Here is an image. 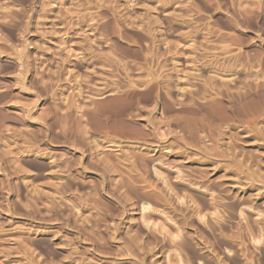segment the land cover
Returning a JSON list of instances; mask_svg holds the SVG:
<instances>
[{"label": "rangeland", "instance_id": "374dc122", "mask_svg": "<svg viewBox=\"0 0 264 264\" xmlns=\"http://www.w3.org/2000/svg\"><path fill=\"white\" fill-rule=\"evenodd\" d=\"M0 264H264V0H0Z\"/></svg>", "mask_w": 264, "mask_h": 264}, {"label": "bare ground", "instance_id": "6f19581e", "mask_svg": "<svg viewBox=\"0 0 264 264\" xmlns=\"http://www.w3.org/2000/svg\"><path fill=\"white\" fill-rule=\"evenodd\" d=\"M55 4V3H54ZM69 10V9H68ZM116 10V9H115ZM112 11V10H111ZM122 14V13H121ZM115 15V14H114ZM121 17V16H120ZM126 20V19H125ZM140 81V80H139ZM138 85V84H137ZM116 110V109H115ZM114 112V111H113Z\"/></svg>", "mask_w": 264, "mask_h": 264}]
</instances>
